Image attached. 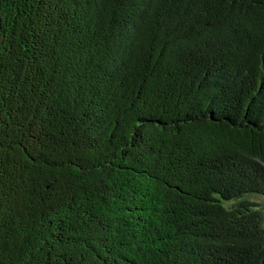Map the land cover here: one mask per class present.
Masks as SVG:
<instances>
[{
	"label": "trees",
	"instance_id": "1",
	"mask_svg": "<svg viewBox=\"0 0 264 264\" xmlns=\"http://www.w3.org/2000/svg\"><path fill=\"white\" fill-rule=\"evenodd\" d=\"M264 0H0V264H264Z\"/></svg>",
	"mask_w": 264,
	"mask_h": 264
},
{
	"label": "rangeland",
	"instance_id": "2",
	"mask_svg": "<svg viewBox=\"0 0 264 264\" xmlns=\"http://www.w3.org/2000/svg\"><path fill=\"white\" fill-rule=\"evenodd\" d=\"M258 202L263 203L264 204V197H258L255 198Z\"/></svg>",
	"mask_w": 264,
	"mask_h": 264
}]
</instances>
